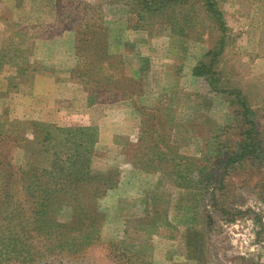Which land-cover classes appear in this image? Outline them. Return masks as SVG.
<instances>
[{"label":"rangeland","instance_id":"374dc122","mask_svg":"<svg viewBox=\"0 0 264 264\" xmlns=\"http://www.w3.org/2000/svg\"><path fill=\"white\" fill-rule=\"evenodd\" d=\"M216 1L226 26V45L216 66L219 85L238 90L245 99L259 153L264 150V0ZM49 2L55 12L53 0H0V71L11 73L5 89L0 86V97L6 95L0 116L95 129L92 171L112 172L117 179L104 192H98L100 177L89 187L79 183L71 186L70 196L62 195L69 192L67 184L56 186L52 190L57 195L45 205L53 221L43 227L24 206L14 215L25 192L23 181L12 180L0 209V264L9 257L26 264H264L263 160L255 162L248 155L222 177L217 165L209 186L194 187L203 154L222 147L233 151L246 128L235 120L229 98L211 93L203 79L191 76V68L219 36L196 10V0L179 5L190 7L189 28L202 29V42L192 39L196 35L182 40L177 32L179 39L171 35L164 18L155 19L152 28L135 29L128 8L110 0H59V18L46 23ZM90 18H100L103 32L91 28L90 37H79L78 25ZM65 27L70 28L67 37L53 46L46 42L51 37L44 30L57 34ZM92 38L104 40L95 54L88 47ZM66 45L71 46V62L62 70L49 68L64 59ZM77 46L87 48L80 52L86 57L81 64ZM98 53L100 57H92ZM89 64L103 65L96 80L98 68ZM37 71L52 72L59 80L69 73L71 78V83L49 86L48 93L47 85L36 86L47 94L33 98L34 103H52L45 110L27 104ZM26 140H32L30 131ZM153 148L167 156L154 155ZM24 164L23 153L15 151L13 165ZM186 168L194 183L178 188L174 173ZM1 190L6 191L3 184ZM79 213L81 223H76Z\"/></svg>","mask_w":264,"mask_h":264},{"label":"trees","instance_id":"16d2710c","mask_svg":"<svg viewBox=\"0 0 264 264\" xmlns=\"http://www.w3.org/2000/svg\"><path fill=\"white\" fill-rule=\"evenodd\" d=\"M55 16L59 18L60 12H58L59 0H54ZM110 2L121 3L125 5L128 10L127 13L133 16L137 23L134 27L138 30L154 27L155 19H165L166 26L171 28V35L178 33L179 38L186 37L187 35H196L192 39L196 42H202L203 38L199 28L197 30L195 26L189 28V23L192 19L193 12L190 7L184 10L179 4H187L189 0H110ZM200 12L204 13L211 21L214 29L219 33L218 39L214 43L212 49L206 50L201 61L197 62L191 68V76L198 79H203L207 84L209 91L213 94L222 95L230 99V103L234 105L233 113L234 118L243 127H246L242 135L244 140L240 141L233 151L230 147H222L214 151L207 150L203 154L204 166L200 168L197 173L198 180L194 183V179L190 178L191 174L187 170H176L174 173L175 186L182 189H188L191 187V183L194 187L209 186L214 177H216V171L213 170L217 165H221L223 174L226 170L232 168L235 165H241L246 160L248 155L252 156L253 161L264 163V150L259 153L258 148L260 143H257L255 139L256 125L250 119L251 112L248 108L244 98L240 97V92L233 89H222L219 85L218 73L216 66L219 58L224 52L226 45V26L223 18V13L216 0H196ZM175 5L180 7V10L175 11ZM80 6V5H79ZM57 8V9H56ZM183 10V11H182ZM194 10V11H196ZM175 13V16L172 14ZM172 15L169 19L168 15ZM84 17V16H83ZM76 23V21H73ZM81 24L78 25L79 32H75L80 37L89 36L87 29L96 28L103 32V26L100 18L96 20L88 19L87 21L81 20ZM161 24V22H160ZM146 27V28H145ZM37 28H31V30ZM58 29V28H57ZM70 30L62 28V31ZM176 35V38H178ZM190 36V37H191ZM77 37V35H76ZM90 37V36H89ZM178 38V39H179ZM180 38V39H181ZM182 40V39H181ZM79 40L76 39L75 43L78 44ZM104 40L102 38H93L89 40L88 47L93 49L92 54L100 51L98 48ZM85 43V42H83ZM77 46L76 55L81 64L86 61V57L81 55L85 49V46ZM17 54L14 51L15 55ZM98 55H92L94 58H98ZM94 58H87L88 60H94ZM91 65V68L95 71L94 79L99 78V72L102 71L103 65ZM72 72H76L72 71ZM24 73V72H23ZM86 76L84 73L81 77ZM77 79L80 80L78 76ZM29 81H24L28 83ZM80 82V81H79ZM97 82V81H95ZM30 131L32 133V140L29 142L26 140V133ZM142 139V137H141ZM97 142L96 130L93 128L72 127V128H59L57 126L49 125L43 122L36 121H19L3 119L0 116V185L3 184V188L8 192L9 183L12 180L23 181L22 188L25 192V199L21 204L17 205V210L14 215L18 216V211L21 207H26V210L30 212L35 223L39 227L45 226L52 218L49 211L45 212L46 204L49 198L56 196L53 188L65 187L68 185L69 192H64L62 195H69L73 191L71 186L76 187L79 183H84L87 187L91 186L96 177H100L101 190L98 192H104L105 190L114 187L117 179V175L112 172L95 173L92 171V162L94 155V146ZM157 149V148H156ZM153 148L154 155L167 156V153L156 152ZM169 149V147L167 148ZM22 152L24 156V168L13 165V155L15 153ZM212 159L216 163H212ZM21 165V164H20ZM211 166V170L207 171ZM218 168V167H217ZM176 169V167H175ZM220 177V181H221ZM192 179V180H191ZM207 187L202 189L206 190ZM7 194L0 198V209L7 203ZM213 198V197H212ZM1 215V214H0ZM25 218H27L25 216ZM53 221V220H52ZM76 223H81V214L79 213L76 218ZM9 248V247H7ZM15 246L10 249V252H14ZM9 254V253H8ZM19 258H8L7 264H26L24 261L18 262Z\"/></svg>","mask_w":264,"mask_h":264},{"label":"crops","instance_id":"0c3cea01","mask_svg":"<svg viewBox=\"0 0 264 264\" xmlns=\"http://www.w3.org/2000/svg\"><path fill=\"white\" fill-rule=\"evenodd\" d=\"M54 1V0H53ZM49 5V6H48ZM51 7H52V4H51ZM50 7V2L47 4V11H49V14L48 13H46V16L48 17V19L46 20V23H52L53 21H54V19H55V12L54 11H52V8ZM50 12L52 13L51 15H50ZM36 20L38 21L39 19H38V16H36ZM36 31H39L40 32V28H37V30ZM42 31V30H41ZM44 32V36L46 37V38H50L51 37V39L50 40H46V42L48 41V43L49 42H51V46H53L54 45V43L56 42V40H58V39H63V37L65 38V37H67V35H69L70 33H68V32H65V31H61V32H58L57 34H56V32H49L48 30H44L43 31ZM37 34V32L35 33V35ZM61 47H63V46H61ZM70 45H66L63 49H64V51L65 52H63V56H64V59L63 60H61V61H59V62H52V64H49L48 65V67L50 68L51 67V69H60V70H62V67H66V64L67 63H70L71 62V59H70V55L68 54L69 52H70ZM54 49H52L51 47H50V50H49V52H51V51H53ZM66 54H68L67 55V57H66ZM51 65V66H50ZM59 70V71H60ZM48 73H45V74H47V75H45L43 72H35L34 74H33V78L31 79V86H32V94L30 95L29 94V97H30V103H27L29 106H31L32 107V109H33V107H36V106H40L39 107V109H41V110H45V109H47V108H49L50 106V101L49 102H47V103H45V104H41V105H38V104H35L34 103V100H33V98L35 99L36 97H38V96H41L42 94L43 95H46L50 90H49V86H54L55 84H58L59 82H63V83H66V84H68V83H71V78H70V74L68 73V75H67V78H65V79H63V80H59V79H56L53 75V73L52 72H49V71H47ZM71 72V71H70ZM8 76H11V73H8V74H6V71H4V70H1L0 71V86L2 87L3 86V89H5V84L3 85V83H4V81H5V79H7V77ZM29 85V83H26V85ZM47 85L48 86V88L46 89V92L47 93H44V91L41 89V88H38L37 89V87L36 86H38V85ZM23 85V84H22ZM2 91V90H1ZM14 96H17L18 95V93H12ZM42 95V96H43ZM1 98V100L0 101H2V100H4L3 98H6V95H5V97H0ZM37 99V98H36ZM33 101V103H31ZM56 101V100H55ZM52 104V103H51ZM56 106V105H55ZM58 108L57 109H59V110H62V108H61V105L59 104L58 106H57ZM92 107H94V106H92ZM91 107V108H92ZM95 107H97V105H95ZM90 108V109H91ZM89 110V109H88ZM86 117H88V115L86 116ZM85 125H94V124H91V123H86Z\"/></svg>","mask_w":264,"mask_h":264}]
</instances>
